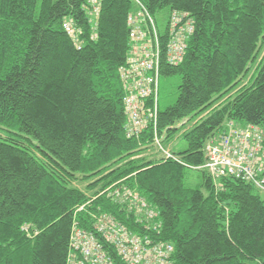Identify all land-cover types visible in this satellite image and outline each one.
Segmentation results:
<instances>
[{
	"label": "trees",
	"instance_id": "1",
	"mask_svg": "<svg viewBox=\"0 0 264 264\" xmlns=\"http://www.w3.org/2000/svg\"><path fill=\"white\" fill-rule=\"evenodd\" d=\"M184 16L193 31L172 64L171 27ZM146 53L156 134L169 144L181 132L177 161L151 145L152 125L127 137L124 100L142 82L140 67L126 71ZM161 77L176 79L164 110ZM228 122L264 135V0H0V264L83 260L74 229L126 264L97 231L101 216L170 244L174 264H264V191L231 177L216 185L204 170L199 188L186 186Z\"/></svg>",
	"mask_w": 264,
	"mask_h": 264
},
{
	"label": "built area",
	"instance_id": "2",
	"mask_svg": "<svg viewBox=\"0 0 264 264\" xmlns=\"http://www.w3.org/2000/svg\"><path fill=\"white\" fill-rule=\"evenodd\" d=\"M96 1V0H95ZM95 8V15H97ZM146 18L148 14L144 13ZM144 14H140L144 16ZM174 18L171 30L174 36L168 44V56L172 64L181 61L185 49V40L193 31L191 20L182 21ZM150 25L155 28L152 19L148 18ZM181 25L179 31L174 29ZM69 32L72 34L70 28ZM155 30V29H154ZM132 37H136L134 33ZM143 37V36H140ZM139 41V40H138ZM137 41V42H138ZM145 59L137 63L133 60L129 65L128 72L132 69L136 71L140 67V82L129 89V94L124 100L125 113L127 114V124L125 130L127 137H135L140 135L147 129L148 125L153 126L152 146L158 153H162L164 159L177 161L169 150L164 148L161 139L156 134V84H157V68L153 66L152 61H147L149 54L146 53ZM157 64V60H156ZM145 71H154V75L145 76ZM130 78H128L129 82ZM138 82V81H135ZM152 98L154 107L145 109L142 99ZM205 163L201 167L192 168L194 171L204 170L207 172L211 180L216 182L222 178H235L245 182H252L261 190H264V135L262 131L254 126L247 125L239 127L233 122L225 124V131L220 136L210 138L204 146ZM122 199L127 206L138 205V212L142 211L141 206L145 207L139 196L134 192L131 193L127 189H122ZM129 200V201H128ZM152 211H147L146 215L150 219ZM159 225L153 226V231L157 232ZM97 231L101 233L103 239L114 248L115 253L126 264H174L172 261L173 247L166 243H156L147 235L129 233L120 223H115L111 219L101 216L98 219ZM73 246L75 250L80 251L83 260H68V264H114L111 256L93 237L87 236L85 233L74 229Z\"/></svg>",
	"mask_w": 264,
	"mask_h": 264
},
{
	"label": "rangeland",
	"instance_id": "3",
	"mask_svg": "<svg viewBox=\"0 0 264 264\" xmlns=\"http://www.w3.org/2000/svg\"><path fill=\"white\" fill-rule=\"evenodd\" d=\"M162 14H163L162 16H166L167 13L165 12ZM164 22H165V19L163 20L162 24ZM162 24H160L161 30H163ZM256 65H257V63H255L252 66L253 69L251 70V73L254 71ZM249 77H250V74L247 76V78L244 80V82L242 84H246ZM175 86H176V79H174V78L167 79V78H162V77L160 78L159 92H158V107L160 110H164L167 107H170L171 105L174 104L175 97H176ZM181 126H182V124H178L177 128H180ZM180 134H181V132H178L169 144L162 143L166 150H169L170 152H173V153L174 152L179 153L185 149V143L181 139ZM152 149H154V148L151 146V149H148V151L145 152V155H147V154L150 155L151 153H153ZM160 157L162 158V160H165L161 152H160ZM160 157L157 155L158 159ZM218 182H219V180L216 182V185H218ZM200 183H201V173L199 171H194V170L188 171L186 186L188 188L195 189V188L200 187ZM83 186L84 185H79L80 188H82ZM260 191H264V190H260Z\"/></svg>",
	"mask_w": 264,
	"mask_h": 264
}]
</instances>
